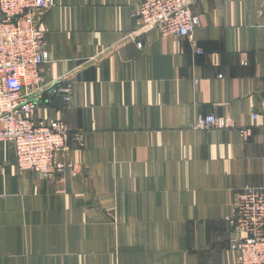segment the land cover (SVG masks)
Wrapping results in <instances>:
<instances>
[{
	"label": "crops",
	"instance_id": "0c3cea01",
	"mask_svg": "<svg viewBox=\"0 0 264 264\" xmlns=\"http://www.w3.org/2000/svg\"><path fill=\"white\" fill-rule=\"evenodd\" d=\"M143 1L39 13L43 85L72 94L34 116L83 133L56 155L80 172L20 171L0 142V264H237L234 202L264 189V0H194L200 27L177 40L141 30ZM209 116L236 128L194 127Z\"/></svg>",
	"mask_w": 264,
	"mask_h": 264
},
{
	"label": "built area",
	"instance_id": "2783aa9c",
	"mask_svg": "<svg viewBox=\"0 0 264 264\" xmlns=\"http://www.w3.org/2000/svg\"><path fill=\"white\" fill-rule=\"evenodd\" d=\"M194 0H144L133 11L141 30L158 29L165 39L190 37L201 21L193 12ZM53 6V0H0V142L14 149L20 171L41 174L55 180L68 169L80 172L79 165L57 160L71 138L81 144L82 132H73L62 120L49 123L35 119L40 108L49 105L45 94L71 99V90L60 86L46 89L43 69L50 61L47 41L38 15ZM140 48L143 45L138 44ZM264 118L261 110L254 119ZM194 127L201 130L236 128L226 119L213 116L200 119ZM243 136L247 130H241ZM235 233L231 250L237 264H264V189L245 187L238 193L229 218Z\"/></svg>",
	"mask_w": 264,
	"mask_h": 264
},
{
	"label": "trees",
	"instance_id": "16d2710c",
	"mask_svg": "<svg viewBox=\"0 0 264 264\" xmlns=\"http://www.w3.org/2000/svg\"><path fill=\"white\" fill-rule=\"evenodd\" d=\"M44 100L49 101L50 102L49 104H52V102L54 100L53 95H50V94L46 93L45 96H44Z\"/></svg>",
	"mask_w": 264,
	"mask_h": 264
}]
</instances>
